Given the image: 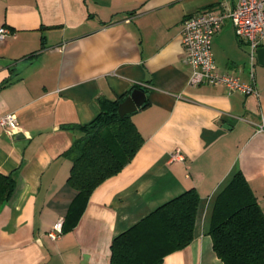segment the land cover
<instances>
[{
  "label": "crops",
  "instance_id": "crops-1",
  "mask_svg": "<svg viewBox=\"0 0 264 264\" xmlns=\"http://www.w3.org/2000/svg\"><path fill=\"white\" fill-rule=\"evenodd\" d=\"M235 2L0 0V27L15 33L0 43V117L13 113L20 127H0V174L16 181L0 209V264H109L116 236L190 189L199 196L192 241L162 264H223L209 232L236 173L264 214V44L251 64L229 21L212 39L217 70L253 81L256 97L190 85L180 32L195 12ZM132 88L146 96L130 114L142 146L51 241L47 231L75 196L65 153L81 136L76 127L100 113V100L121 102Z\"/></svg>",
  "mask_w": 264,
  "mask_h": 264
},
{
  "label": "trees",
  "instance_id": "trees-1",
  "mask_svg": "<svg viewBox=\"0 0 264 264\" xmlns=\"http://www.w3.org/2000/svg\"><path fill=\"white\" fill-rule=\"evenodd\" d=\"M119 103L100 100V113L76 127L81 136L65 153L71 161L67 183L75 196L63 233L76 225L93 190L119 173L144 142L130 115L119 116ZM15 187L12 175L0 174V209ZM198 204L197 192L190 189L153 210L112 240L109 264H162L165 256L191 243ZM209 235L223 264H264V214L239 172L215 200Z\"/></svg>",
  "mask_w": 264,
  "mask_h": 264
},
{
  "label": "built area",
  "instance_id": "built-area-1",
  "mask_svg": "<svg viewBox=\"0 0 264 264\" xmlns=\"http://www.w3.org/2000/svg\"><path fill=\"white\" fill-rule=\"evenodd\" d=\"M226 21L232 24L238 40L247 44L248 56L253 64L257 48L264 44V0H236L232 6L221 4L220 11L199 10L183 20L180 32L185 61L192 69L189 84L222 85L229 91L257 97L258 90L253 81L245 84L237 77L217 70L212 52V39ZM14 35L15 33L7 27H0V43ZM251 77L253 80V75ZM0 127L9 133H14L20 128L13 113L0 117ZM259 130H264V127H259ZM173 157L180 158L181 155L176 152ZM62 227L63 219H57L47 231V237L51 241L60 239L63 235Z\"/></svg>",
  "mask_w": 264,
  "mask_h": 264
},
{
  "label": "water",
  "instance_id": "water-1",
  "mask_svg": "<svg viewBox=\"0 0 264 264\" xmlns=\"http://www.w3.org/2000/svg\"><path fill=\"white\" fill-rule=\"evenodd\" d=\"M146 100L145 92L141 89H133L123 101L118 104V114L122 118L130 115L141 108Z\"/></svg>",
  "mask_w": 264,
  "mask_h": 264
}]
</instances>
